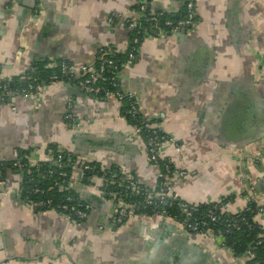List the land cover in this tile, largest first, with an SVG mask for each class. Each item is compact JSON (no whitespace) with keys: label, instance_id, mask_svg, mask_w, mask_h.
I'll list each match as a JSON object with an SVG mask.
<instances>
[{"label":"crops","instance_id":"obj_1","mask_svg":"<svg viewBox=\"0 0 264 264\" xmlns=\"http://www.w3.org/2000/svg\"><path fill=\"white\" fill-rule=\"evenodd\" d=\"M137 1L0 0V77L24 86L35 63H89L105 46L124 55L130 42L124 18ZM193 1V26L185 33L152 29L118 78L136 97L142 118L171 137L160 158L192 173L173 185L175 195L202 206L226 200L227 215L254 202L262 207L254 221L264 228V0ZM184 3L148 5L179 16ZM125 106L124 100L94 97L64 82L0 104V264L247 261L220 238L175 224L169 231L156 217L135 213L113 222L115 201L104 178H85L80 162L118 169L152 191L158 182L159 168L148 161L145 140L134 133ZM242 111L244 126L237 123ZM51 150L75 158L64 185L92 205L81 223L22 198V163L55 165Z\"/></svg>","mask_w":264,"mask_h":264},{"label":"built area","instance_id":"obj_2","mask_svg":"<svg viewBox=\"0 0 264 264\" xmlns=\"http://www.w3.org/2000/svg\"><path fill=\"white\" fill-rule=\"evenodd\" d=\"M149 1L150 0H138L130 13L124 18L125 28L130 34V42L124 60L117 58L119 52L113 46L100 48L95 60L89 63L74 65L63 59L59 62L52 60L46 64V67L49 69L57 68L58 71L57 73L50 74L48 81L39 80L38 76L36 77L34 75L38 69L37 66H31L27 70V82L24 86L11 85L7 79L0 77V104L9 102L14 96H29L38 93L44 89L46 85L56 82H64L68 85L76 86L86 94L94 97L102 95L104 97H114L119 100L125 99L128 102L126 114L130 116L134 123V133L136 135L143 134L148 161L159 168L158 182L156 188L152 191L141 185L132 175L123 173L118 169H112L109 175L105 172L104 175L110 177H105L106 187L116 180L118 185H126L125 191L130 190L135 194L132 199L128 201V192L123 194L122 191H107V194L115 201L116 208L113 222L120 224L135 213L143 216H152L178 225L191 233H199L201 235H210L220 238L221 244L231 249L225 244L223 239L224 234L234 229H240L238 219L247 227L252 228L250 220L241 215V212L235 213L233 217L228 216L222 218L227 204V202L223 200L212 203L208 208L202 211V205L190 204L175 199L176 195L173 192V185L192 173L186 169L176 168L173 161L170 159L160 158V148L171 140V137L150 118H143L138 122L140 114L138 101L133 93L125 91L122 88L118 78L122 68L128 66L135 60L141 41L144 37L150 35L152 29L166 34L177 33L181 29H184L186 32L196 21L197 13L193 0H185L183 16L178 18H163V12L150 8L148 5ZM108 22H113V16L108 18ZM107 70L111 72L109 78L104 75ZM105 79L108 80V87L102 84V81ZM70 107L69 104L67 108L70 109ZM12 108L14 109V107ZM71 116L70 113L66 115L67 118H72ZM63 153V150L50 151V158L55 161L58 175L62 178L67 176V172L63 170V167L67 165L72 166L76 163V161H72L70 158L64 159ZM80 165L84 171L93 169L89 163L80 162ZM99 170L104 171L102 168H99ZM94 171L96 172V169ZM51 172V170L48 171V173ZM94 175H97V172L96 174L94 173ZM56 184L60 185V183ZM50 189H52V187L43 188L35 186L27 192L29 194L45 195ZM21 191L22 190H20V192ZM4 193V191H0V199ZM27 201L33 208L53 210L69 218H73L79 223L88 218L92 209L90 202L72 195H66L61 201L57 202H55L52 196H45ZM174 204L178 205L180 211L184 212L181 218L167 211V208L172 207ZM140 210H149L150 213H139L138 211ZM243 210L249 211L250 213L254 212V209L248 205ZM255 210L257 212L254 216L262 210V207L257 205ZM194 213H198L200 216H194ZM212 224H219L222 225V227L213 229V227H211ZM99 227L102 228L101 225ZM261 237L262 235L259 234L252 245L241 253V255L247 258V261L243 264H259L254 250L259 246L264 248V240ZM262 258H264V254Z\"/></svg>","mask_w":264,"mask_h":264},{"label":"trees","instance_id":"obj_3","mask_svg":"<svg viewBox=\"0 0 264 264\" xmlns=\"http://www.w3.org/2000/svg\"><path fill=\"white\" fill-rule=\"evenodd\" d=\"M183 13L179 16H173V15H169V14L163 12L162 17L163 18H165V17L178 18V17H182ZM125 57H126L125 54L124 55H122L120 53L117 54V58H119L120 60H124ZM47 63L44 64V63L39 62V63H35L32 65V66H37L38 69L34 73V75L36 77L38 76L39 80H41V81H48L49 75L52 73H55V72L57 73V71H58L57 68H55V69L47 68L46 67ZM104 75H105V77L109 78L111 76V72L107 70ZM102 84L104 86L108 87V85H109L108 80L105 79L104 81H102ZM96 97H104V96L97 95ZM123 100L126 102V106H125V114H126L128 102L125 99H123ZM127 117H129V119L131 120L129 115H127ZM141 119H143L142 115L139 114V121L138 122H140ZM132 123H133V121H132ZM141 136L144 137L143 134ZM63 155H64V159L70 158L72 161L73 160L75 161L74 157L69 156L65 153H63ZM90 165L93 167V169L84 172L85 178L94 175V173L96 174V172H97V175L102 176L104 178V180H106L105 177L110 178L109 176H105L104 173L107 172V175H109L111 172V169L110 170L104 169V171H100L97 164L93 163ZM21 166L25 167L24 168L25 169L24 175H23L21 185H20L21 190H22L21 195H22V198H24L25 200H32V199H38V198L45 197V196H52L55 199V202H57V201H61L66 195H72V196L78 198V196L75 194L74 191L69 190V188H67L64 185L66 183L68 175H70L69 172L71 170V165H67V166L63 167V170H65L67 172V176L64 178H62L58 175V169H56V166L53 163H51V161L41 163L37 167L33 166L30 168L29 167L27 168V166H24V163H22ZM95 169H96V172L94 171ZM49 170H51L52 172L48 173ZM0 172H2L1 167H0ZM56 183H60V185H58ZM35 186H39V187H43V188L52 187V189H50L49 192H47V194H45V195H43V194H29L27 191L30 190L32 187H35ZM125 187H126V185H123V186L118 185L116 183V180H115L114 183H110L109 185H107L106 188L108 190H113V191H119V192L122 191L123 194L125 192H128L127 200L129 201L132 199V197L135 194L130 190L125 191ZM175 199L178 201H182L177 196ZM223 201H226V200H223ZM182 202H185V201H182ZM211 204L203 205L201 208L202 211L205 210L206 208H208ZM248 206H250L254 209L253 213H250L249 211H245V210H241L240 212L242 213L241 215H243L248 220H250L252 228L247 227L242 221H240V219H238L240 229L231 230L229 233L224 234V237H223L225 244L228 245L233 250V252L236 254L243 253V251L245 249H247L249 246L252 245L253 241L255 239H257L259 234L262 235L261 238L264 240V228L261 227L258 223H256L253 220V216L257 212L255 210L257 205L254 202H250V203H248ZM40 210H42V208H40ZM167 211L170 212V214H172V215H174V214L177 215L178 218H181V216L184 214V212L180 211V208L176 204L172 205V207H170V208H167ZM138 212L139 213L144 212L147 214L150 213L149 210H140ZM193 215L194 216H200L198 213H194ZM228 216L233 217L234 214L227 215L224 212L222 218H225ZM211 227H213V229H214L217 227H222V225H219V224L213 225L212 224ZM254 251L256 253V258L259 260V264H264V258H262V255L264 254V248L262 246H259Z\"/></svg>","mask_w":264,"mask_h":264},{"label":"water","instance_id":"obj_4","mask_svg":"<svg viewBox=\"0 0 264 264\" xmlns=\"http://www.w3.org/2000/svg\"><path fill=\"white\" fill-rule=\"evenodd\" d=\"M179 32L185 33V30H184V29H181ZM135 59H136V58H135ZM9 84L13 85V82L11 81V82H9ZM243 112H244V111H242L240 114H238L239 116L237 115V116H238V121H237V123H239L240 126H244V125L247 123L246 115H245ZM160 221H161V224L164 223L163 225H166V227H167V229H168L169 231H174V228H176V227L174 226V224L171 223V222H168V221L163 220V219H161ZM4 246H5V243H4L3 234L0 233V249H3Z\"/></svg>","mask_w":264,"mask_h":264}]
</instances>
